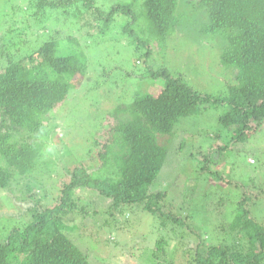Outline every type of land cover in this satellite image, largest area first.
I'll return each instance as SVG.
<instances>
[{"label":"trees","instance_id":"trees-1","mask_svg":"<svg viewBox=\"0 0 264 264\" xmlns=\"http://www.w3.org/2000/svg\"><path fill=\"white\" fill-rule=\"evenodd\" d=\"M30 5L36 27L58 21L67 29L73 26L81 31L79 23L88 16L91 21L86 20V28L102 22L99 31L107 37L117 16L130 18L122 29L127 38L124 46L137 54L134 66L140 70H126L123 75V80L135 82L134 91L120 97L121 103L108 113L107 125L92 139L88 159L93 164L87 159L70 171L52 160L63 155L56 149L58 145L53 151L47 149L57 126L54 122L48 125L46 119H55L53 112L69 93L89 79L87 57L82 52L63 53L74 48L70 42L78 39L66 36L70 45L64 49L61 34L54 29L48 40L19 59L14 57L22 51L19 44L9 39L4 42L0 50V192L13 194L14 200L27 206L25 214L7 210L4 215L10 227L0 240V264H92L67 234L72 230L66 224L68 217L88 213L80 206V192L90 193L95 201L107 200L119 212L139 204V209L154 218L158 233L184 231L177 212L180 199L173 195L172 200V190L164 191L156 181L169 162L176 125L191 117L200 104L226 105L218 121L230 133L231 142L247 141L264 123V0H142L136 7L139 10L133 3H115L107 11L95 0H31ZM191 12L195 17H190ZM141 19L144 26L139 24ZM190 34L225 42L218 63L232 82L222 95L197 92L183 74L156 63L170 49L175 56ZM155 81L159 86L153 91L138 90ZM165 137L167 141L161 142ZM184 147L182 143L180 150ZM210 155L205 156L208 163ZM198 164L187 165L195 181L201 171L210 170L208 164L201 169ZM65 176L68 180L62 178ZM246 201L247 197L240 200L238 207ZM214 204L222 203L217 200ZM121 216L129 220L126 213ZM233 217L229 226H221L226 238L188 249L182 255L186 260L190 250L185 264H264V223H256L243 207L236 208ZM164 243L156 242L153 264H174Z\"/></svg>","mask_w":264,"mask_h":264},{"label":"rangeland","instance_id":"rangeland-1","mask_svg":"<svg viewBox=\"0 0 264 264\" xmlns=\"http://www.w3.org/2000/svg\"><path fill=\"white\" fill-rule=\"evenodd\" d=\"M30 1L0 0V50L9 39L13 44H19L22 49L15 53L14 57L22 58L48 40L54 29H58L63 38L61 47L65 49L70 44L74 46L65 52L61 50V53L82 52L88 60L89 79L85 78L86 81L84 80L79 88L69 93L64 104L53 112L55 119L52 116L46 119L48 125L54 122L53 125L57 126L56 135L46 143L47 149L53 151L54 146L58 145L56 149L63 155L52 160L62 167H69L71 171L88 159L92 139L107 125L108 113L121 103L120 97L130 94L128 90L134 91L135 82L123 80L126 70H140V66H134L137 54L133 53L129 46H124L127 38L122 34V29L131 19L117 16L108 37L99 31L102 22L99 26L86 28L88 16L79 23L81 31L73 26L67 29L66 25L62 26L58 21L36 27L35 22L31 20ZM95 2L107 11L115 3H133L136 8L142 0ZM78 5L82 6V3ZM193 16L195 17L191 12L190 17ZM139 22L140 25H145L143 19ZM8 31L11 33L6 35ZM70 35L78 41L70 44L65 41V37ZM209 40L211 38L190 34L188 41L175 51V56H172L170 49L167 51L169 55L161 54L156 63L168 67L171 72L183 74L188 85L197 92L211 96L222 95L226 85L232 82L218 63L225 42L219 37L213 41ZM158 86L157 81L147 82L140 85L138 90L146 93ZM224 107L226 105L217 107L209 103L200 104L191 117L182 119L180 125H176L175 135L170 143L169 162L156 181L158 187L164 188V191L172 190V200H175L174 196L180 199L182 206L177 207V212L185 228L181 233L175 230H162L161 233L157 232L158 229L155 231L154 218L139 209V204L132 205L133 209L123 207L119 212L115 211L107 200L95 201V198L86 192L77 194L79 201L81 199L80 206L85 207L88 213L86 216L77 212L68 217L66 224L72 230L67 234L89 255L92 264H153L157 260L153 261L152 257L157 251L156 242L160 240L165 242L164 250L170 258H174V264H185L190 250L194 249L196 244H216L226 238L221 226L231 224L236 208L247 209L250 218L256 223H264V123L247 141L231 142L230 133H226L218 121L219 116L226 111ZM56 138L61 142L56 143ZM167 139L168 137H165L160 141L165 143ZM182 143L185 147L180 150ZM208 154H211L209 163L205 158ZM46 156L48 155L45 154ZM189 157L195 161L189 162ZM251 159L255 162L251 163ZM88 162L93 164L90 158ZM193 164H198V168L208 164L210 170L201 171L198 181H195L191 179L193 177L187 166ZM55 175L53 174V177ZM62 178L68 180L66 176ZM44 183L48 187L51 186L47 179ZM37 193L41 195L39 191ZM245 197L246 203L243 202L242 206L238 207L240 200L243 201ZM217 200L222 203L220 206L214 204ZM48 203L52 205L53 199L50 198ZM184 203L187 205L183 206ZM26 206L27 204L14 200L13 194L0 192V240L6 236L7 228L10 227L4 219L6 211L19 215L20 212L24 213ZM95 209L97 213L94 215ZM123 213L128 215L129 220L121 216ZM243 246L246 249L245 238ZM188 249L190 250L186 254L187 259L184 260L182 255ZM162 258L164 257L160 260H163Z\"/></svg>","mask_w":264,"mask_h":264},{"label":"built area","instance_id":"built-area-1","mask_svg":"<svg viewBox=\"0 0 264 264\" xmlns=\"http://www.w3.org/2000/svg\"><path fill=\"white\" fill-rule=\"evenodd\" d=\"M251 163H254V161H253V160H251Z\"/></svg>","mask_w":264,"mask_h":264}]
</instances>
